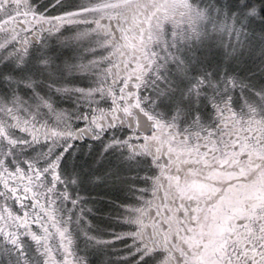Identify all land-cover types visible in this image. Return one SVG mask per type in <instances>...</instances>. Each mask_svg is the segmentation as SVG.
I'll return each instance as SVG.
<instances>
[{"label":"snow or ice","instance_id":"6c2138e0","mask_svg":"<svg viewBox=\"0 0 264 264\" xmlns=\"http://www.w3.org/2000/svg\"><path fill=\"white\" fill-rule=\"evenodd\" d=\"M0 264H264V0H0Z\"/></svg>","mask_w":264,"mask_h":264}]
</instances>
